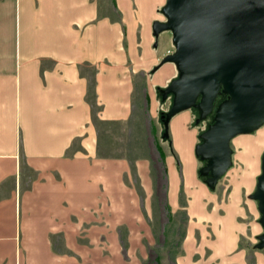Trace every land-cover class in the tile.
Wrapping results in <instances>:
<instances>
[{
  "label": "crops",
  "instance_id": "crops-1",
  "mask_svg": "<svg viewBox=\"0 0 264 264\" xmlns=\"http://www.w3.org/2000/svg\"><path fill=\"white\" fill-rule=\"evenodd\" d=\"M165 3L0 0V264H96L99 253L144 264L152 237L136 209L160 187L184 218L174 264H264L251 197L264 124L230 140L231 170L212 184L185 117L161 139V164L97 154V124L128 120L135 79L145 77L155 111L173 74L153 30Z\"/></svg>",
  "mask_w": 264,
  "mask_h": 264
},
{
  "label": "water",
  "instance_id": "water-1",
  "mask_svg": "<svg viewBox=\"0 0 264 264\" xmlns=\"http://www.w3.org/2000/svg\"><path fill=\"white\" fill-rule=\"evenodd\" d=\"M162 14L165 22H155L153 30H168L175 51L161 62L174 64L178 72L164 90L173 101L163 117L197 100L206 116L219 91L225 96L194 148L205 161L199 173L209 175L206 182L212 184L229 168L230 140L264 124V0H166ZM251 197L264 231V153ZM255 247L264 248V232Z\"/></svg>",
  "mask_w": 264,
  "mask_h": 264
},
{
  "label": "rangeland",
  "instance_id": "rangeland-1",
  "mask_svg": "<svg viewBox=\"0 0 264 264\" xmlns=\"http://www.w3.org/2000/svg\"><path fill=\"white\" fill-rule=\"evenodd\" d=\"M157 42L161 56L164 57L173 51L171 37L168 32H161ZM165 64L172 66L174 70L171 78L164 85L157 88L158 105L155 111L148 96L150 89L147 86L146 79L144 76L139 75L134 81L133 108L128 120L122 123L97 124V154L99 156L111 158L127 157L131 161L135 157H148L150 159L151 154H153L155 160L161 164V159L157 156V152L161 154L163 151H168V148H166L168 144L162 143L161 139H171L168 127L180 117H185L187 126L194 134L193 150L196 145L200 144L202 140L201 136L213 123L218 105L224 95L219 91L213 102L211 111L206 116H202L201 108L197 100L190 108L173 115L169 119H165L163 116H165L172 106L173 97L171 93L164 97V90L177 78V70L174 64ZM252 133L240 134L235 137L251 135ZM258 152H260L258 153L259 166L256 170L255 180L260 174V156L264 153V144L260 145ZM151 164L153 165L154 162ZM199 164L200 170L205 163L203 164L201 160ZM158 168L160 169L159 173H162V165H159ZM230 170L231 166L226 174ZM199 176L204 182L205 177L200 173ZM131 182L132 185H136L133 174ZM132 188L139 189L138 187ZM159 189V199L156 196L155 199L153 197V202L149 204L148 209L141 207L136 209L138 216L140 217L142 215L144 217V222L147 223L150 236L152 237L150 239L151 245L145 249L146 259L144 264H174V258L180 252L179 243L184 219L182 212H180L182 209L177 208V212L171 215L165 205L164 187H160ZM138 193L140 194V190H138ZM130 211L135 212L133 208H128L129 213ZM117 231L121 237H124L125 233L123 230L119 231L117 229ZM96 264L112 263L107 261L105 255L99 253Z\"/></svg>",
  "mask_w": 264,
  "mask_h": 264
},
{
  "label": "flooded vegetation",
  "instance_id": "flooded-vegetation-1",
  "mask_svg": "<svg viewBox=\"0 0 264 264\" xmlns=\"http://www.w3.org/2000/svg\"><path fill=\"white\" fill-rule=\"evenodd\" d=\"M225 98V96H223L222 98H221V100H223Z\"/></svg>",
  "mask_w": 264,
  "mask_h": 264
}]
</instances>
